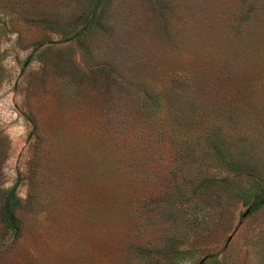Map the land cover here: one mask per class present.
<instances>
[{"label":"rangeland","instance_id":"374dc122","mask_svg":"<svg viewBox=\"0 0 264 264\" xmlns=\"http://www.w3.org/2000/svg\"><path fill=\"white\" fill-rule=\"evenodd\" d=\"M263 184L264 0H0V264H264Z\"/></svg>","mask_w":264,"mask_h":264},{"label":"trees","instance_id":"16d2710c","mask_svg":"<svg viewBox=\"0 0 264 264\" xmlns=\"http://www.w3.org/2000/svg\"><path fill=\"white\" fill-rule=\"evenodd\" d=\"M183 142L187 144L189 140H184ZM227 160L228 161L224 164L227 173L225 176H221V178L215 180L214 178L216 177V175L206 172L205 177L200 182H196L197 184L193 192L194 195L191 203H197V200L204 193V191L210 190V194L213 197L217 198V202H221L220 204H218L220 206L224 205V202L228 198L224 199L223 193H228L230 195V189L234 186L236 178L240 176V156H228ZM13 191L14 190H7L2 192L1 194L0 223L6 232H10L14 235V237H16L18 236V233L20 231V221L16 214V211L22 206V203L20 199L15 196V193ZM262 193L263 194H260L259 197L256 196L255 200H253L248 213H253L264 206V186ZM178 206H180V208L178 209V213L180 214L189 210L186 209L185 204L183 203H180ZM178 219L181 223H184L186 217L180 216ZM174 241H177V239L170 240V246L164 248L154 247L152 249H149L150 251H148L146 255L142 253V255L144 254L145 256V264H168L166 261L172 255H178V253H180L177 252V248L175 250V245L177 244V242ZM199 264H206V262L205 260H203Z\"/></svg>","mask_w":264,"mask_h":264}]
</instances>
